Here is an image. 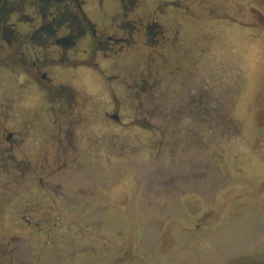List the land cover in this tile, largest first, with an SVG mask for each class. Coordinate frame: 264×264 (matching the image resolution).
Returning <instances> with one entry per match:
<instances>
[{"label":"rangeland","instance_id":"1","mask_svg":"<svg viewBox=\"0 0 264 264\" xmlns=\"http://www.w3.org/2000/svg\"><path fill=\"white\" fill-rule=\"evenodd\" d=\"M163 1L177 7L135 1L147 24L158 22L160 42L146 31V48L115 60L99 55L98 86L85 75L68 85L98 101L90 138L99 147L85 148L75 166L48 167L63 170L51 191L37 183L48 186L46 173H35V205H26L34 236L14 229L11 204L0 200V247L25 253L30 239L35 248L31 258L2 255L0 264H264V0ZM94 18L99 29L107 24ZM168 37L172 44L161 42ZM19 90L0 81V96ZM57 107L46 102L18 116L22 132ZM14 108L0 101L1 124ZM61 140L43 135L41 158ZM5 186L13 188L0 183V195L11 198ZM57 189L70 202L57 200L49 212L45 198Z\"/></svg>","mask_w":264,"mask_h":264},{"label":"flooded vegetation","instance_id":"2","mask_svg":"<svg viewBox=\"0 0 264 264\" xmlns=\"http://www.w3.org/2000/svg\"><path fill=\"white\" fill-rule=\"evenodd\" d=\"M135 1L0 0V73L8 72L7 77L0 78V81L8 85L16 82L21 91L13 97L5 94L0 96V101L6 99L13 107L18 105L11 115L3 117L4 124H1L0 119V183H12L13 187L10 190L5 186L6 193L12 199L0 195V200L11 204L9 208L16 215L13 227L16 231H26V237L34 236L36 227L33 215L26 207L27 204L35 205V190L29 184H34L35 173H46L48 186L42 178H38L37 183L51 191L50 183L53 180L50 179L55 181L57 177L60 178L63 170L51 172L48 167H57L64 162L75 166L74 159L85 148L99 147L97 140L91 141L90 138V131L97 127L98 101L92 94L80 96L68 85L78 82L79 75H85L89 78V86H98L103 68L98 62L99 55L112 60L131 47L146 48V31L149 42H160L156 39L161 33L158 22L151 20L147 24L144 15L137 12L140 6ZM157 1L177 7L173 2ZM93 14L105 17L107 24L97 28L93 23ZM152 15L158 16L157 12ZM12 16L16 17L15 23L9 21ZM161 39L162 43L172 44L170 37ZM46 102H52L58 107L52 111L49 108L38 126L26 133L22 132L18 116L26 115L31 109ZM114 103L115 99L110 96L107 105L113 111ZM66 104L69 110L65 109ZM91 109H95L92 115H85ZM102 118H109L117 125H125L117 112L111 115L105 112ZM61 121L65 128L58 130ZM78 134L81 139L76 137ZM43 135L46 138L58 136L62 139L61 143L65 142V146H61V143L48 144L47 160H43L42 153L38 151ZM20 186L21 191H16L15 188ZM57 192L55 194L53 191V196L45 198L49 203V212H52L57 200H63L66 205L70 202L64 194ZM2 203L0 214H5ZM21 208L29 216L15 213ZM44 223L53 229L57 226L55 222L51 226L46 221ZM29 240L25 253H18L22 246L12 250H6L8 243L4 249L1 246L0 258L2 255L9 258H31L30 254H33L35 248Z\"/></svg>","mask_w":264,"mask_h":264},{"label":"trees","instance_id":"3","mask_svg":"<svg viewBox=\"0 0 264 264\" xmlns=\"http://www.w3.org/2000/svg\"><path fill=\"white\" fill-rule=\"evenodd\" d=\"M57 191H59V189H57Z\"/></svg>","mask_w":264,"mask_h":264},{"label":"water","instance_id":"4","mask_svg":"<svg viewBox=\"0 0 264 264\" xmlns=\"http://www.w3.org/2000/svg\"><path fill=\"white\" fill-rule=\"evenodd\" d=\"M114 118H116V117H114Z\"/></svg>","mask_w":264,"mask_h":264}]
</instances>
